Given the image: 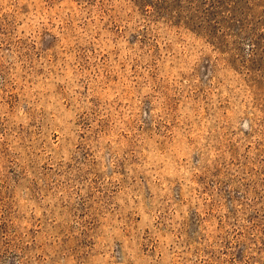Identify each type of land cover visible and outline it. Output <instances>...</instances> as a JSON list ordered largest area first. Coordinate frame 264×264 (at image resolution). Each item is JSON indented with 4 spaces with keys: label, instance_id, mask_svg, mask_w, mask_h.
Masks as SVG:
<instances>
[{
    "label": "rangeland",
    "instance_id": "rangeland-1",
    "mask_svg": "<svg viewBox=\"0 0 264 264\" xmlns=\"http://www.w3.org/2000/svg\"><path fill=\"white\" fill-rule=\"evenodd\" d=\"M0 264H264V0H0Z\"/></svg>",
    "mask_w": 264,
    "mask_h": 264
}]
</instances>
